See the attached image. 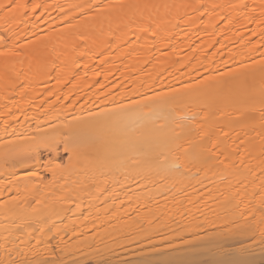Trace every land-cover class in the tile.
<instances>
[{
    "label": "bare ground",
    "instance_id": "6f19581e",
    "mask_svg": "<svg viewBox=\"0 0 264 264\" xmlns=\"http://www.w3.org/2000/svg\"><path fill=\"white\" fill-rule=\"evenodd\" d=\"M16 2L0 264H264V0Z\"/></svg>",
    "mask_w": 264,
    "mask_h": 264
},
{
    "label": "rangeland",
    "instance_id": "374dc122",
    "mask_svg": "<svg viewBox=\"0 0 264 264\" xmlns=\"http://www.w3.org/2000/svg\"><path fill=\"white\" fill-rule=\"evenodd\" d=\"M3 222H1L0 221V227L3 225L2 224ZM241 224H244V221L242 220L241 221ZM62 226V228H63V233H66V234H69L72 230H71V228H69V227H73V225H68L67 223H64V224H62L61 225ZM256 228H257V226H255L254 228H253V231H255L256 230ZM10 229L11 230H13V231H15V232H17V231H23V228H21L20 227V229L19 228H17L16 227V225H14V223L10 226ZM17 229H19V230H17ZM35 241V240H34ZM34 241L32 240L31 241V243H30V245H33L34 244ZM241 244H243V242H239L237 245H241ZM9 247H11V245L9 246ZM8 247V248H9ZM58 243L57 242H53L52 244H51V246L48 248V249H42V251H43V253H46L45 255H51L52 254V256L54 255V256H56L57 257V251H58ZM4 249H6V247H4V243H3V240H1L0 239V256L3 254V252H4ZM6 251V250H5ZM126 258H125V257ZM121 257H123V261H130L131 259L129 258V255H128V253H126V254H123V255H121ZM209 257L208 256H205V255H202V256H200L199 257V262H197V263H195V264H204V262L208 259ZM60 258L58 257V259L57 260H59ZM20 263H23V264H26L25 262H20ZM138 264H150V263H145V262H138ZM160 264H164V263H160Z\"/></svg>",
    "mask_w": 264,
    "mask_h": 264
},
{
    "label": "snow or ice",
    "instance_id": "6c2138e0",
    "mask_svg": "<svg viewBox=\"0 0 264 264\" xmlns=\"http://www.w3.org/2000/svg\"><path fill=\"white\" fill-rule=\"evenodd\" d=\"M26 9L27 5L17 3L16 0H10L9 3H0V9L4 10V12L7 15L14 14L19 9ZM4 37L0 36V40H3ZM2 55V53H0ZM261 112H262V119H264V98L261 100ZM40 144H43L45 147H53L54 142H48V141H41ZM39 146V144H38Z\"/></svg>",
    "mask_w": 264,
    "mask_h": 264
}]
</instances>
